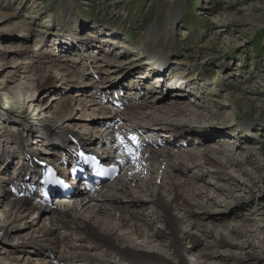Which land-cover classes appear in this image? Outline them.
<instances>
[{
	"label": "rangeland",
	"instance_id": "374dc122",
	"mask_svg": "<svg viewBox=\"0 0 264 264\" xmlns=\"http://www.w3.org/2000/svg\"><path fill=\"white\" fill-rule=\"evenodd\" d=\"M64 4H69L68 13ZM170 10L178 11L174 19L168 17ZM170 20L172 25L168 26ZM165 40H168L166 48L163 47ZM160 48L170 50L171 64L159 76L155 85L157 91L154 88L160 108L156 110L142 107L143 95L135 94L128 87L136 81L140 89L154 85V79L146 76V71L135 63L140 57L147 59L148 51L152 53ZM91 73L98 74L99 80L94 79L100 85L91 86ZM141 75L144 77L139 80L137 77ZM71 83L79 88L117 93L120 101L128 102L124 106L130 108L124 113L127 123L138 118L133 123L143 127L166 121L168 126L161 125L165 130H155L162 139L175 135L176 129L182 127L190 129L185 132L191 133L203 129L213 134V139H220L219 150L212 148L217 140L205 141L208 145H198L194 150L198 154L191 156L193 160L187 159L193 167L185 170L189 175L199 174L193 187L200 190L201 195L189 196L186 190L192 205L181 203L174 210L179 217L180 230L197 239L193 243L183 241L181 257L185 264H264V0H0V142L13 145L8 143L21 135L22 153L15 156L17 167L20 165L17 160L24 157L26 150L30 149L31 157L40 159L41 151L51 147L49 142L57 144L60 137L69 134L91 139L95 133L97 141L95 137L91 149L97 155L103 151L104 146L98 144L101 143L99 133L87 126L85 129L79 120L68 119L74 110H79L74 104L70 105L64 91ZM173 105L190 107L191 112L185 107L183 113L175 115L171 111ZM94 107H97L94 103L83 106V112L90 116L100 114L92 112ZM34 112L36 114L32 115ZM119 114L114 115L119 117ZM19 115L31 118L29 126L16 124L22 121ZM43 126H49L47 131ZM22 127L26 129L20 130ZM179 132L183 131L177 130ZM225 136L233 137L235 143L223 140ZM246 141L252 145L254 153L245 151ZM236 150L242 152L243 157H239ZM1 152L0 149V155ZM212 153L225 159L226 165L216 167L221 169L222 179L207 172L214 167L202 157H214ZM236 157L243 161H236ZM33 159L29 166L35 169L37 165ZM195 160L201 162L196 164ZM215 160L217 164L222 162L219 158ZM139 166L145 169L144 175L150 177L149 165L141 161ZM155 167L153 171L161 172L159 165ZM161 167L167 169L168 165ZM14 169L15 163L8 169L9 176ZM4 170H0V176ZM122 172L119 169L116 177ZM127 184V197L119 196L125 202L140 200L139 203L145 204L146 217L142 220L150 221L146 227L137 221L150 239L128 234L132 237L129 247L153 251L178 263L179 258L168 243L163 224L153 219L150 205L156 204L147 199L144 189L140 193L131 189L136 183ZM107 193L110 195L111 191ZM168 194L163 191L165 199ZM28 203L29 206L33 204ZM64 203L58 205L57 201L49 207L57 205L62 209ZM65 205L70 204L66 202ZM2 208L0 204V211ZM80 214L87 216L83 212ZM36 215L30 212L27 215L33 227L49 225L43 221L47 212ZM2 220L0 212V225ZM16 224L20 227L19 234L38 241L37 231L32 232L25 224ZM241 227L250 230L247 235L238 233ZM27 233L31 234L27 236ZM77 236L70 228L61 230L56 244H49L51 256L38 254L29 246L21 253L4 251L2 246L18 244L21 239L16 235L2 238L0 232V253L4 251L0 254V264H41L43 260L57 261L80 253H88L90 264H139L123 259L106 247L79 248ZM38 243L48 246L43 240Z\"/></svg>",
	"mask_w": 264,
	"mask_h": 264
},
{
	"label": "bare ground",
	"instance_id": "6f19581e",
	"mask_svg": "<svg viewBox=\"0 0 264 264\" xmlns=\"http://www.w3.org/2000/svg\"><path fill=\"white\" fill-rule=\"evenodd\" d=\"M63 8L65 9V12H69V4H64ZM62 8V9H63ZM176 10H170L168 13V17L171 19H174L177 16ZM172 25V20L168 22V26ZM169 32V31H168ZM170 39V38H168ZM48 42V41H47ZM52 43V42H51ZM49 44V43H48ZM53 45V44H52ZM152 45H149V48H151ZM168 46V40H165V44L163 47ZM162 47V46H161ZM155 51V50H154ZM153 51V52H154ZM152 52V53H153ZM50 53L47 51V54ZM151 53V52H150ZM139 56V55H138ZM143 62L147 60L146 58H142ZM142 62V61H140ZM94 72V71H93ZM158 79V78H157ZM155 80L154 85H146L145 87L139 88V84L134 82L131 86L128 87L129 90H134L135 94H142L144 102L141 103L142 107L145 108H155L156 110H160L159 106L156 104V94L155 92L156 88L155 85L158 82V80ZM139 80H141L139 78ZM160 81V80H159ZM171 86V85H170ZM174 86V85H173ZM96 88V87H95ZM155 88V90H154ZM99 90V89H98ZM173 90H178L176 88H173ZM64 91L67 94L68 101H70V105L74 108L80 110V114L77 115V112L79 110H74V113H71L69 115L68 119L73 120H79L82 122V126L87 129V127L91 130L94 129V132L99 133L98 137L101 138L100 142H103L104 148L106 149V145L108 143H105V141L110 142V140H113V132L116 130L117 133H120V128L122 126H118L115 130L113 129V126H109L108 128H104V122H109L114 120L112 116H115L114 114L120 113V111L115 110L114 108H111L110 104H102L99 105V101H102V99L111 98L114 99V92L111 94H107L105 90L97 91L96 89L92 88L85 89L84 87H77L76 84H69L66 86V89ZM119 90H117L118 92ZM157 91V90H156ZM98 94V99L94 100L92 97ZM117 94V93H116ZM173 94V93H172ZM171 94V95H172ZM175 94V93H174ZM230 94V93H229ZM110 95V96H109ZM132 95V94H130ZM228 96V95H227ZM118 100L120 101V98L117 94ZM170 97V96H169ZM172 98V97H171ZM73 100H76V102L73 103ZM172 100V99H171ZM182 102V101H181ZM94 103L93 113H100L90 116L89 114H85L83 112V106H86L88 104ZM182 104V103H180ZM179 106V105H178ZM177 105H173V108L171 111L175 115H178L181 112L183 113V110L186 109V111L191 112L190 107H178ZM162 108V107H161ZM185 108V109H184ZM162 110V109H161ZM25 111V110H24ZM23 111V112H24ZM5 112V109H4ZM196 112V111H195ZM172 113V114H173ZM200 112H196V114H199ZM211 115H215V112H210ZM32 115H35L36 113H31ZM121 114V113H120ZM161 114V113H160ZM191 114V113H190ZM30 115V114H29ZM111 115V118L109 116ZM195 115V114H194ZM160 119H162V115H160ZM17 117V116H16ZM22 121H17L16 124L26 125L32 122L30 121L31 118L28 119L24 116H18ZM25 117L27 120L25 121ZM37 117V116H36ZM36 117H34V120H36ZM38 118V117H37ZM34 123V121H33ZM114 124V123H113ZM153 125H145L143 127H140L136 125L135 123L131 122L127 127H131L134 130H138L139 132H142L146 135L153 136L154 138L160 137L161 134L155 130H162L164 129V126L161 125H167V122H155L152 123ZM236 124V123H235ZM235 124H232L233 126H236ZM27 126V128H28ZM87 126V127H86ZM168 126V125H167ZM17 128V127H16ZM47 128L49 126H43L42 129L47 131ZM150 128V129H149ZM154 128V131L153 129ZM157 128V129H155ZM26 129L25 127H22L20 130ZM152 129V130H151ZM18 130V129H17ZM22 130V131H23ZM165 130V129H164ZM177 130H181L183 132L177 133ZM190 131L188 128H181L176 129L175 135L171 137L164 138L165 142L167 143H178V141H186L188 142V147L186 149L188 154V160L191 159V156H194L196 153L193 150V146L196 144L195 140L193 138H196L201 141H207L209 143V140H212L213 137L211 133L205 132L206 130L198 129V131L193 130L191 132H185ZM19 131V130H18ZM49 132V131H48ZM51 134H54V131ZM92 134V133H91ZM90 134V136H91ZM236 134V133H235ZM191 135H194V137H191ZM94 136L96 137V134L94 133ZM58 137V136H57ZM69 137V138H68ZM68 137L65 135V138L60 137V142H64V144H68L69 148H75L77 144L80 146H84L86 149H90L91 147H94L92 143L95 141V137L88 139L85 136H79L74 134H69ZM75 138L76 142H71V139ZM189 139V140H188ZM224 139H227L228 141L234 142L233 137L231 136H225ZM243 140H248L247 137H242ZM215 140V139H213ZM218 142L220 139H217ZM240 140V139H239ZM97 141V137H96ZM246 141L247 143H244V146L246 148L245 151H249L250 153H254V148L250 143ZM60 142L54 143L49 142L51 147H54V149L59 145ZM13 143V141L8 144ZM24 143V142H23ZM22 143V144H23ZM235 143V142H234ZM238 141H236V144ZM223 144V143H222ZM118 144L115 143L112 145V141L110 142V147L112 149V153L116 152L115 147ZM224 145V144H223ZM226 145V144H225ZM48 146V145H47ZM67 146V145H65ZM212 146V145H211ZM221 146V145H220ZM9 147V146H8ZM49 147V146H48ZM209 148V147H208ZM216 151L217 146H213ZM211 148V149H212ZM33 149V148H31ZM60 150H63L62 148H59ZM236 149V148H235ZM30 150V149H29ZM28 150V151H29ZM205 150V149H204ZM207 150V149H206ZM221 150V149H220ZM225 150V149H224ZM229 151V153H232V150L226 149ZM26 150L25 155L20 160H17V164H20L15 172L9 176L8 169L10 168V161L7 159V151L3 152L0 156H2V160L0 163L1 171L4 174L0 176V204L3 205V208L1 209V213L3 215L2 224L0 225V232L2 234V238L8 237L11 235H16L21 240L18 244L9 243L8 245L2 246V250L4 247V251L9 250L10 252H17L21 253L23 251V248H31L36 250L38 254H48L51 255L52 251H49L51 247H49V244H56L55 240H57V235L61 230L70 228L74 233H76L78 236L79 241V248H87L88 245H92L94 247H106L107 249L115 252L118 256L122 257L123 259L139 263V264H185L181 257V248L183 241H190V242H197V239L193 234L189 232H183L180 230V222L179 217L174 213V210L179 207L181 203H184L185 205L188 204V206H191L192 204L189 201L188 195H186L185 191L188 190L189 196H199L201 195V191L197 190L193 187V182L195 181L196 176L199 174H187V171L185 168L180 164L179 162L176 164L175 161L176 158L172 157L167 151L165 150H159V149H153L152 147H146L144 150V158L142 159V163L145 165H149L148 169L152 174L150 177H148L145 174V169L141 166H139V163L141 161H136L131 163L129 157L127 156H121L119 158V169H121L123 172L120 174V176L113 178L111 183L106 184H100L95 190L92 192L86 191L81 186H76L75 189L76 194L72 200H63L58 201V205L63 204L64 202H69V206H66L64 203V208L59 209L57 208V205L49 207L46 204H38L36 202H33V204L28 205L29 203L27 200H25V197L17 196L14 194H11L7 191L8 185H15V186H21L23 187V183L30 184L32 181L31 179L23 180L25 176H33L34 172L38 169L36 166L35 169L29 166V164L32 161L31 154ZM227 151V152H228ZM243 151V150H241ZM208 152V151H206ZM237 155L239 157H243L242 152H239L236 150ZM209 153V152H208ZM218 153V152H217ZM216 153V154H217ZM205 155V153H203ZM214 157L210 156L207 158V156H204L202 158H206L207 162L211 164V167H214L213 169L207 171L209 174L211 173L213 176H215L217 179H222L223 176L220 172L221 169H217L216 167L221 168V164L226 165L224 163L225 159L224 157H218L216 154ZM220 154V153H219ZM9 155V153H8ZM97 155V154H96ZM202 155V154H201ZM218 155V154H217ZM231 155V154H230ZM235 155V154H234ZM97 156L102 157V152H100ZM116 155L113 156L115 158ZM195 157V156H194ZM47 158V157H46ZM172 158V162H171ZM201 158V159H202ZM215 158H219L222 160L220 164H217V161ZM41 160L45 159L43 156L40 158ZM170 159V162H169ZM195 159V158H194ZM200 159V160H201ZM193 160V159H191ZM203 160V159H202ZM236 161L240 162L243 161L242 158H235ZM205 161V160H204ZM201 161H194V163L198 164ZM170 163V165H169ZM193 163V162H192ZM227 164H229L227 162ZM28 165V166H27ZM31 165V164H30ZM156 165H159L161 172L160 178H158L159 173L157 174ZM162 165L166 166L168 165V168L165 169L161 167ZM231 167V166H230ZM33 173H29V171H32ZM223 169V167H222ZM230 171V170H229ZM232 172V170H231ZM126 173H130V176H127ZM142 174V175H141ZM225 174V173H224ZM203 175V174H202ZM145 176V177H144ZM181 176V177H179ZM263 177V176H261ZM25 181V182H24ZM138 181L141 182V184H137ZM127 183L129 184H135L134 187H131L132 190L142 191L144 189V195L147 196L148 200H151L153 204L156 205H150L151 211L154 212L153 219L159 220L164 228H165V236L168 239V243L171 245V248L173 249V252L176 256H178V263H172L171 261L163 258L158 253H155L153 251H145L139 247H129L128 242L131 243V238L133 236H144V239H150V237H147L146 234L142 231L140 228V224L138 222H142L143 225L148 226L149 222L144 221L143 217H146V213L143 212V206L145 204L139 203L140 200H131L129 202L123 201L121 196H126L125 194V188L127 187ZM78 187V188H77ZM236 187V185H232V188ZM74 190V187L72 188ZM109 195L107 192H110ZM163 191L168 192L167 198L163 196ZM140 193V192H139ZM143 195V194H142ZM127 197V196H126ZM138 198V197H137ZM139 203V205H134V203ZM150 202V203H151ZM35 206V208H32ZM79 210V212L77 211ZM179 211V210H178ZM29 212L32 215H36L37 213H48L43 218L44 222L49 223L48 226L41 225L37 227H33L31 225V222L28 221L27 215ZM85 213V215H81L80 213ZM112 212H115L112 214ZM177 212V211H176ZM184 214L186 213L183 210ZM155 213H158L156 215ZM180 214V213H179ZM39 218V215H36ZM35 216V217H36ZM129 219L133 220L134 223H131ZM145 219V218H144ZM147 220V219H146ZM40 221V220H39ZM138 221V222H137ZM33 222V221H32ZM36 222V221H35ZM16 223H22L27 225V228H30L32 232L37 231V236H40L37 240L38 241H45V243H48V246L42 245L38 243L35 239L29 240V238H25L23 234H19L20 227L17 226ZM39 223V222H38ZM235 228V227H234ZM237 228V227H236ZM235 228V229H236ZM242 228V227H241ZM249 228V227H248ZM233 229V227H232ZM240 229V228H239ZM238 229V233L240 235H247V233L250 231L249 229L242 228L241 230ZM206 231V229H205ZM237 231V230H236ZM18 232V233H16ZM26 232V231H25ZM70 232V231H69ZM125 232V233H124ZM31 234V233H30ZM27 233V236L30 235ZM128 234H131L132 237H129ZM26 235V234H24ZM31 237V236H30ZM216 237V236H215ZM222 237V236H220ZM223 240V239H222ZM149 241V240H148ZM147 241V242H148ZM63 242V240H62ZM70 242V240H69ZM135 242V241H134ZM189 242V243H190ZM64 243V242H63ZM68 243V242H66ZM248 243V242H247ZM29 246V247H27ZM68 246V245H67ZM70 246V245H69ZM89 248V247H88ZM104 250V249H103ZM4 251H1L4 252ZM0 253V254H1ZM19 255V254H17ZM88 253H80L76 254L70 257H61L57 261H49L43 260L41 264H90L91 260L87 257ZM53 256V255H51Z\"/></svg>",
	"mask_w": 264,
	"mask_h": 264
},
{
	"label": "water",
	"instance_id": "95a60500",
	"mask_svg": "<svg viewBox=\"0 0 264 264\" xmlns=\"http://www.w3.org/2000/svg\"><path fill=\"white\" fill-rule=\"evenodd\" d=\"M12 111V110H11ZM16 111H17V109H16ZM16 113V112H15Z\"/></svg>",
	"mask_w": 264,
	"mask_h": 264
},
{
	"label": "snow or ice",
	"instance_id": "6c2138e0",
	"mask_svg": "<svg viewBox=\"0 0 264 264\" xmlns=\"http://www.w3.org/2000/svg\"><path fill=\"white\" fill-rule=\"evenodd\" d=\"M134 139V138H133Z\"/></svg>",
	"mask_w": 264,
	"mask_h": 264
}]
</instances>
